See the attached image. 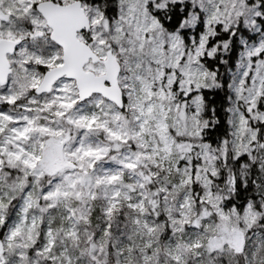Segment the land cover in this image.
<instances>
[{
	"label": "snow or ice",
	"instance_id": "snow-or-ice-1",
	"mask_svg": "<svg viewBox=\"0 0 264 264\" xmlns=\"http://www.w3.org/2000/svg\"><path fill=\"white\" fill-rule=\"evenodd\" d=\"M0 264H264V0H0Z\"/></svg>",
	"mask_w": 264,
	"mask_h": 264
}]
</instances>
